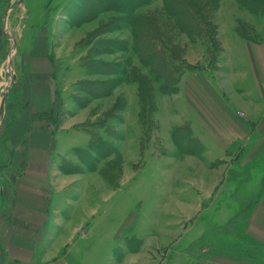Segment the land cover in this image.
<instances>
[{
  "label": "rangeland",
  "instance_id": "rangeland-1",
  "mask_svg": "<svg viewBox=\"0 0 264 264\" xmlns=\"http://www.w3.org/2000/svg\"><path fill=\"white\" fill-rule=\"evenodd\" d=\"M1 1L7 54L0 102L12 85L0 134L16 116H31V79L39 91L36 116L57 141L54 237L63 238L78 221L74 250L103 264H191L211 241L216 260L264 264V246L242 236L264 190V155L258 169L233 168L234 195L230 183L221 188L225 169L203 172L207 161L196 156L206 149L184 121L178 91L163 88L158 66L138 52L151 46L164 53L177 83L202 68L222 75L229 48L263 40L264 0H193L194 27L188 13L186 19L170 15L165 0ZM134 1L148 24L139 39L122 12ZM47 95L49 103L54 98L51 108ZM7 160L0 153L2 166ZM208 179L203 191L221 195L209 211L180 202L192 193L191 181Z\"/></svg>",
  "mask_w": 264,
  "mask_h": 264
},
{
  "label": "crops",
  "instance_id": "crops-1",
  "mask_svg": "<svg viewBox=\"0 0 264 264\" xmlns=\"http://www.w3.org/2000/svg\"><path fill=\"white\" fill-rule=\"evenodd\" d=\"M6 15L0 0V78L7 54L2 20ZM222 57L227 62V65L222 64L224 74L209 68L188 73L180 80L176 94L177 99L185 103L182 115L189 123L192 137L206 149L205 154L196 156L201 163L207 161L203 172L212 175L223 167L225 178L221 188L230 183L228 190L232 192L238 186L230 182L233 168L248 170L264 155V38L244 40L236 48H229ZM29 82V105H35L31 116L27 114L29 111L25 116H16L3 137L0 134V153L8 159L4 166L0 163V170L3 167L0 171V264H103L82 260L74 250L72 241L81 230L77 220L67 226L63 238H55L52 233L56 209L50 197L55 186V168L51 163L57 141L50 128L43 127L44 121L36 116L40 106L36 102L39 91ZM50 99L53 105L54 98ZM46 100L48 104V95ZM51 103L47 107L51 108ZM3 120L0 119V129ZM208 183L209 179L204 184L191 181L192 193L182 197L180 202L196 208L204 206L203 213L209 211L221 195L214 191L205 193L203 190L210 187ZM217 187L212 186L213 189ZM255 205L242 236H251L253 243L264 246V190ZM67 220L72 221L69 217ZM121 234L122 231L117 233L114 240L117 241ZM214 251L211 241L202 246L197 260L191 264H229L216 260Z\"/></svg>",
  "mask_w": 264,
  "mask_h": 264
},
{
  "label": "trees",
  "instance_id": "trees-1",
  "mask_svg": "<svg viewBox=\"0 0 264 264\" xmlns=\"http://www.w3.org/2000/svg\"><path fill=\"white\" fill-rule=\"evenodd\" d=\"M165 2H166V7H165L166 11L170 15H173L175 17H184V15L187 16V13H188V19H190L191 21L190 24L192 25L197 22L195 18L198 19V16H197V11L194 10L196 7H195V2L193 0H165ZM139 3L137 1H134L133 3L134 5H132L130 8L127 6L128 9H125L124 11H122L124 13L129 14L130 24L133 28L134 36L136 37V39H139L140 37L139 34H143L140 31H142V29H144L145 26H148L145 18L141 17L137 12L139 6L141 5ZM257 7L258 6H256V8ZM144 44L145 43L143 42L142 44H139L138 45L140 47L139 49L142 50V48L145 47ZM145 50L147 51L146 53L144 52L145 55L144 53H141V51H138V52H140L143 59L146 56V58H150V60L151 59L153 60L154 65H156L155 67L158 66L157 70L160 72V75H161L159 79L160 84L163 85V88L165 86L169 92L176 93L179 89L180 80H178V83L177 81H175V77L172 74V71L170 70V65L165 61L167 56L165 58L163 56L164 53L161 54L155 51L151 46H147ZM167 50H169V53L171 52L173 54L172 52L173 49L167 48Z\"/></svg>",
  "mask_w": 264,
  "mask_h": 264
},
{
  "label": "water",
  "instance_id": "water-1",
  "mask_svg": "<svg viewBox=\"0 0 264 264\" xmlns=\"http://www.w3.org/2000/svg\"><path fill=\"white\" fill-rule=\"evenodd\" d=\"M11 85L6 89L5 94H4V97H3L2 102H1V105H0V117H1V119H2V116L4 114V105H5V102H6V99H7V92L9 90V88L11 87Z\"/></svg>",
  "mask_w": 264,
  "mask_h": 264
}]
</instances>
